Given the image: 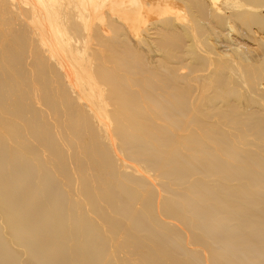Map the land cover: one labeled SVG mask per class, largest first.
<instances>
[{
	"label": "bare ground",
	"instance_id": "1",
	"mask_svg": "<svg viewBox=\"0 0 264 264\" xmlns=\"http://www.w3.org/2000/svg\"><path fill=\"white\" fill-rule=\"evenodd\" d=\"M0 264H264V0H0Z\"/></svg>",
	"mask_w": 264,
	"mask_h": 264
}]
</instances>
